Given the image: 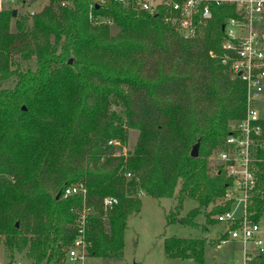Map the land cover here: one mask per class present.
Returning a JSON list of instances; mask_svg holds the SVG:
<instances>
[{
  "label": "trees",
  "instance_id": "obj_1",
  "mask_svg": "<svg viewBox=\"0 0 264 264\" xmlns=\"http://www.w3.org/2000/svg\"><path fill=\"white\" fill-rule=\"evenodd\" d=\"M13 10L0 12V246L6 264L17 256L22 264H74L67 255L82 210L88 211L86 257L122 258L127 221L139 214L143 196L174 201L168 225L194 228L200 215L203 229L218 224L216 217L230 209L222 200L229 181L221 167L208 173V159L244 113L241 82L216 58L220 27L232 9L213 7V19L189 40L162 13L117 4L48 0L32 17L18 10L13 17ZM90 14L113 26L94 25ZM130 130L137 139L127 150ZM196 144L198 155L191 157ZM257 157L247 206L253 223L264 217V150ZM76 183L85 186L86 197L65 198V188ZM105 198L117 204L105 209ZM188 201L195 206L183 215ZM164 254L203 264L204 240L165 238ZM249 264H264V253Z\"/></svg>",
  "mask_w": 264,
  "mask_h": 264
},
{
  "label": "built area",
  "instance_id": "obj_2",
  "mask_svg": "<svg viewBox=\"0 0 264 264\" xmlns=\"http://www.w3.org/2000/svg\"><path fill=\"white\" fill-rule=\"evenodd\" d=\"M35 1L0 0V12L8 7L16 11L19 7L24 9V6L28 7L29 2L33 4ZM89 1L92 6L97 7L117 4L148 15L162 13L164 22L185 40L196 38L200 29L213 19V7L232 9L233 15L226 17L220 27L221 52L216 58L230 78L241 82L244 91V113L242 119L230 128L222 148L215 152L214 158L229 181L222 200L230 203V209L218 215L216 221L227 226L236 224L234 229L227 230V240L221 244L228 241L240 243L243 248L240 264H249L254 256L264 253V239L260 236L259 226L247 216L249 199L257 184V164L261 161L257 157V151L264 150V141L261 140L264 119L258 117L256 111L257 104L264 103V0ZM27 12L32 17L38 11L29 9ZM90 19L94 25L113 26L110 19L92 14ZM86 194L87 190L82 183L72 184L63 192L65 198L84 199ZM116 204L115 198L103 200L105 209H112ZM234 206L240 209L239 217L232 215ZM87 215V210L78 213L77 236L67 255L70 263L82 264L86 258L84 230ZM247 244L256 252L254 256H250L244 248Z\"/></svg>",
  "mask_w": 264,
  "mask_h": 264
},
{
  "label": "rangeland",
  "instance_id": "obj_3",
  "mask_svg": "<svg viewBox=\"0 0 264 264\" xmlns=\"http://www.w3.org/2000/svg\"><path fill=\"white\" fill-rule=\"evenodd\" d=\"M48 0H36L33 4L19 9L20 13L34 10L40 11ZM16 10V9H14ZM113 30V28H112ZM115 31H112L114 34ZM6 84H4L5 86ZM258 117L264 119V103L256 106ZM137 139V132L130 130L126 149L132 148ZM124 151V150H123ZM215 152L208 159V173L213 175L219 166L214 158ZM139 214L131 216L127 221L125 234V246L123 256L119 259H102L86 257L82 264H199L193 259L169 258L164 254V239L168 237L199 238L204 240V261L203 264H240L242 258V245L238 242L227 240V225L214 224L203 229L204 219L200 215L196 219L197 226L194 228L184 227L177 224L168 225L165 215L173 207L174 201L170 199L157 201L151 197L143 196ZM195 203L188 201L184 205L183 215L193 208ZM239 208L234 206L232 215L239 217ZM260 236L264 239V217L257 223ZM250 256L256 252L251 245L244 246ZM22 256H17L14 264H22ZM0 264H6L3 249L0 246Z\"/></svg>",
  "mask_w": 264,
  "mask_h": 264
},
{
  "label": "water",
  "instance_id": "obj_4",
  "mask_svg": "<svg viewBox=\"0 0 264 264\" xmlns=\"http://www.w3.org/2000/svg\"><path fill=\"white\" fill-rule=\"evenodd\" d=\"M12 14H13V17H16V15H17V11H16V10H13ZM69 63H71V61H69ZM198 147H199V145L196 144V145L192 148L191 153H190L191 157H196V156L198 155Z\"/></svg>",
  "mask_w": 264,
  "mask_h": 264
}]
</instances>
